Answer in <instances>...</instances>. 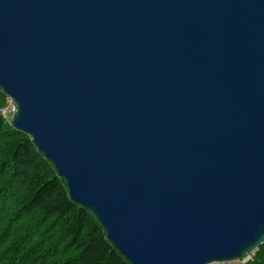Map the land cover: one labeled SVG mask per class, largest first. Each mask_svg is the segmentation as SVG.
Listing matches in <instances>:
<instances>
[{
    "label": "water",
    "instance_id": "95a60500",
    "mask_svg": "<svg viewBox=\"0 0 264 264\" xmlns=\"http://www.w3.org/2000/svg\"><path fill=\"white\" fill-rule=\"evenodd\" d=\"M10 125L130 264L264 241V0H0Z\"/></svg>",
    "mask_w": 264,
    "mask_h": 264
},
{
    "label": "trees",
    "instance_id": "16d2710c",
    "mask_svg": "<svg viewBox=\"0 0 264 264\" xmlns=\"http://www.w3.org/2000/svg\"><path fill=\"white\" fill-rule=\"evenodd\" d=\"M5 97L0 88V107ZM0 264H130L31 138L1 116ZM245 264H264V241Z\"/></svg>",
    "mask_w": 264,
    "mask_h": 264
},
{
    "label": "built area",
    "instance_id": "2783aa9c",
    "mask_svg": "<svg viewBox=\"0 0 264 264\" xmlns=\"http://www.w3.org/2000/svg\"><path fill=\"white\" fill-rule=\"evenodd\" d=\"M16 111V105L12 98H10L8 95H6L4 104L0 107V116L7 122L11 121V117ZM252 254H254V251L246 254L243 258H240L237 260L238 264H245L253 259ZM213 264H223V263H213Z\"/></svg>",
    "mask_w": 264,
    "mask_h": 264
},
{
    "label": "rangeland",
    "instance_id": "374dc122",
    "mask_svg": "<svg viewBox=\"0 0 264 264\" xmlns=\"http://www.w3.org/2000/svg\"><path fill=\"white\" fill-rule=\"evenodd\" d=\"M252 256H254V254H252ZM213 263L238 264L237 261H233V262H213ZM213 263H211V264H213Z\"/></svg>",
    "mask_w": 264,
    "mask_h": 264
}]
</instances>
